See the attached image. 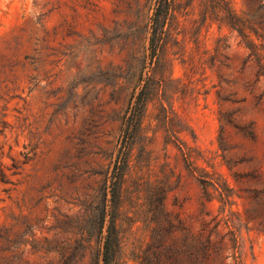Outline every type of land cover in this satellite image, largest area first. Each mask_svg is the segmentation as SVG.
<instances>
[{
  "label": "rangeland",
  "instance_id": "1",
  "mask_svg": "<svg viewBox=\"0 0 264 264\" xmlns=\"http://www.w3.org/2000/svg\"><path fill=\"white\" fill-rule=\"evenodd\" d=\"M159 6L0 0V264H103L113 228L121 264H264V76L212 0H175L154 56ZM231 8L264 45V0Z\"/></svg>",
  "mask_w": 264,
  "mask_h": 264
},
{
  "label": "trees",
  "instance_id": "2",
  "mask_svg": "<svg viewBox=\"0 0 264 264\" xmlns=\"http://www.w3.org/2000/svg\"><path fill=\"white\" fill-rule=\"evenodd\" d=\"M213 2L217 3V6L220 8V15H218L217 18H219L221 23L230 25L232 29L239 32V34L244 39L245 46L250 50L249 58H254L257 61L260 67V75L264 76V45L259 42L262 37L258 30L254 27L245 28L241 25L237 14L231 8V0H212V3ZM175 14V0H160V6L158 8L157 14L153 18L152 35L150 41V47L154 56L156 55L159 48L162 47L164 37L166 36L167 38L170 35L169 28H166L165 31V26L169 25V23L175 19ZM252 35H255L257 39H253ZM145 95V91L139 94L137 101L134 103L132 108V113L128 119L125 120L122 131L123 139L116 165L118 172L116 174L115 181V189L117 190L119 199H121L122 187L125 183L127 172L130 169L133 145L137 137H139L142 132V124L149 102ZM184 155H186V153H184ZM209 186L217 191V187H215L213 182H209ZM114 231V228L111 229L110 235L104 245L103 264H121L117 258L118 243L113 233ZM210 256L211 252L209 251V248H204L202 250V258L208 259ZM233 264L241 263L234 257Z\"/></svg>",
  "mask_w": 264,
  "mask_h": 264
}]
</instances>
